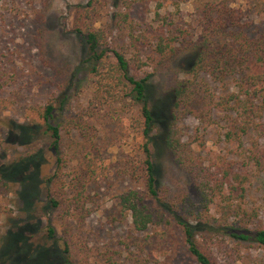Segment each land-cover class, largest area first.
<instances>
[{
  "label": "trees",
  "instance_id": "trees-1",
  "mask_svg": "<svg viewBox=\"0 0 264 264\" xmlns=\"http://www.w3.org/2000/svg\"><path fill=\"white\" fill-rule=\"evenodd\" d=\"M170 1L74 5L91 93L78 106L70 77L50 78L54 92L29 126L42 129L53 154L42 207L52 246L33 251L22 230L8 229L0 264H93L77 227L99 210L114 226L131 220L123 244L134 264H240L243 247L264 248L262 212L248 199L252 171L264 173V16L249 20L241 0H207L187 19L178 2L165 11ZM100 5L111 10L104 24ZM191 53L167 98L153 100L151 79ZM187 118L205 133L216 128L225 153L206 152L203 135L180 125ZM115 147L121 157L105 165ZM158 147L170 151L190 188L163 184ZM19 166L30 172L25 181L37 163L32 156L11 163L3 177L14 180ZM104 198L111 204L101 208Z\"/></svg>",
  "mask_w": 264,
  "mask_h": 264
},
{
  "label": "rangeland",
  "instance_id": "rangeland-1",
  "mask_svg": "<svg viewBox=\"0 0 264 264\" xmlns=\"http://www.w3.org/2000/svg\"><path fill=\"white\" fill-rule=\"evenodd\" d=\"M87 1L0 0V235L12 228L13 231L22 230L23 236L29 238L32 250L37 249L41 253L52 246L46 237L47 215L42 207L43 180L52 170L53 154L45 137H42V129L38 133L29 126L39 120V112L54 92L55 87L49 81L52 77L59 79V74L68 79L70 77L68 94L74 104L85 105L89 98L92 88L90 68L83 62L86 49L73 31V7ZM206 1L175 0L170 1L164 9L175 11L178 2L184 16L189 19L195 15L196 5ZM100 6L99 24H104L111 10L108 6ZM239 6L247 18L256 20V23L264 16L260 15L264 0H241ZM192 58V53L180 55L170 69L151 79L153 100L167 98L173 76L186 69ZM170 123L168 120L165 125L170 126ZM180 125H187L193 137L203 135L206 152L225 153L222 149L226 147L216 128L210 127L205 133L203 125L194 118H187ZM133 141L131 137L124 146L127 148ZM158 148L157 162L163 184L174 186L179 182L190 188L189 176L176 168L170 151L164 147ZM29 156L37 163L33 176L22 180L30 172H23L22 166H19L16 174H13L14 180L3 177L5 167L14 162L22 163ZM119 157L118 148H112L104 164L107 165L110 160L114 162ZM251 174L248 199L251 205L261 210L264 221V173L252 171ZM3 180L6 185L2 184L5 182ZM110 204L111 201L104 198L101 208ZM128 222V225H111L99 210L77 227L89 243L93 264H111L110 260L118 264H134L127 259L128 253L123 244L124 235L130 230L131 220ZM240 264H264V248L243 247Z\"/></svg>",
  "mask_w": 264,
  "mask_h": 264
}]
</instances>
